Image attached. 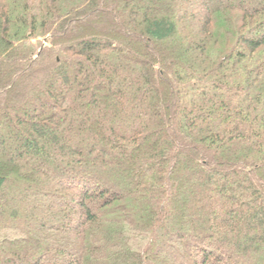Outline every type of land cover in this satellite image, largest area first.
<instances>
[{
	"label": "trees",
	"instance_id": "1",
	"mask_svg": "<svg viewBox=\"0 0 264 264\" xmlns=\"http://www.w3.org/2000/svg\"><path fill=\"white\" fill-rule=\"evenodd\" d=\"M141 4L0 0V264H264V0Z\"/></svg>",
	"mask_w": 264,
	"mask_h": 264
},
{
	"label": "rangeland",
	"instance_id": "2",
	"mask_svg": "<svg viewBox=\"0 0 264 264\" xmlns=\"http://www.w3.org/2000/svg\"><path fill=\"white\" fill-rule=\"evenodd\" d=\"M135 1H137V2H139V4L140 5H142L141 4V0H135ZM122 57H124V56H122ZM121 57V58H122ZM128 59V58H127ZM125 60H126V57H125ZM122 62H125L124 60H123V58H122ZM129 65L130 66H134V64H132V63H129ZM75 88H79L78 86L76 87V85H75ZM62 91L63 92H68V89L66 88V89H64V88H62ZM19 127V129H18V132L19 133H26L25 131L27 130V125H19V126H15V128L17 129ZM16 132V131H15ZM45 132V131H44ZM49 167H51V166H49ZM13 168H9L7 165H5L2 161H0V174H2V173H4V174H6V175H11V172H13ZM16 171V170H15ZM181 182H182V184L184 185V186H186V185H188V183H185L184 181H183V179L181 180ZM34 194V193H33ZM35 195V194H34ZM48 200V199H47ZM49 201V200H48ZM49 203H52V201L51 202H46V204H49ZM46 204H44V203H41V202H36V201H31L27 206H25L26 208L22 211V213L23 214H26V216H27V214H32V215H30L31 217L28 219V220H21L22 221V223H23V225L24 224H27V225H33V226H40L39 225V223L40 222H43L44 221V224H48L49 225V223H53L52 221H50L51 220V217L50 216H48V214L46 213V211H44V206H46ZM57 205L55 202L54 203H52L51 204V206L52 205ZM19 219H18V221L17 222H14L15 224H17V223H19V222H21ZM58 224V222H55V225H57ZM3 231V230H2ZM37 234V233H36ZM10 235V234H9ZM13 236H16L17 237V234H13ZM31 236V238L33 239V238H35V235L34 234H32V235H30ZM5 239L7 238V237H4ZM19 239H23V240H25V239H28V237H25V236H21V238H19L18 237V241H19ZM7 242H8V245L9 246H14L15 244H14V242H15V238H13V237H10V238H7ZM25 242H27V241H25ZM57 242V241H56ZM55 242V243H56ZM56 245H60V243L58 242V243H56ZM15 247V246H14ZM54 252H55V250H57V251H59V252H64V251H62V250H59L58 249V247L56 246L55 248H53L52 249ZM53 252V253H54ZM65 254H69V251H66V252H64ZM71 253V252H70ZM44 261L47 263V264H51L53 261L50 259V257H48V256H46L45 258H44ZM174 264H177V263H175L174 262Z\"/></svg>",
	"mask_w": 264,
	"mask_h": 264
}]
</instances>
